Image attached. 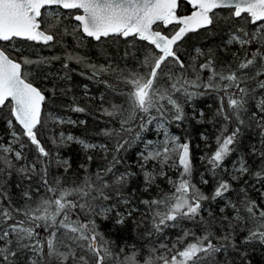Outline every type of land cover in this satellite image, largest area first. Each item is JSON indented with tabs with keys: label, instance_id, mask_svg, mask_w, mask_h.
Masks as SVG:
<instances>
[{
	"label": "snow or ice",
	"instance_id": "obj_1",
	"mask_svg": "<svg viewBox=\"0 0 264 264\" xmlns=\"http://www.w3.org/2000/svg\"><path fill=\"white\" fill-rule=\"evenodd\" d=\"M185 2L193 9L187 15H177L179 0H0V109H9L7 125L11 129V140L7 144L0 143V176H10L15 170L30 180L32 174H37L39 163L41 183L51 194L41 198L35 206L26 203L23 208H18L11 205L7 193L0 189V264H219L216 255L229 246L234 247L235 241L230 228L216 236L209 227L210 221L205 220V202L217 200L225 201L221 212L231 207L237 222H252L245 243H264V208L250 200L243 187L239 206L229 198L234 191L232 182L239 181L249 172L244 157H239L238 163L233 165L229 180H217L211 194H205L192 181L190 143H181L180 138L170 135L166 127L169 112L171 119L182 121L185 119L183 105L195 96L211 92L217 96V115L224 123L216 136L215 151L207 156L209 170L214 175L217 169L227 170L225 161L236 150L242 129L249 126L244 117L253 101L256 111L250 113L249 119L255 121L260 142L264 145V0ZM224 9L229 10L227 17L220 14ZM62 10H68V15ZM69 19L73 21L70 27L64 23ZM222 20L228 25L227 39L222 41L224 50L239 46L232 54L231 62H217L211 49L207 53L201 48L194 49L190 62L178 54L189 33L201 29L211 31ZM234 20L243 23L233 24ZM77 33H80L79 37ZM64 36L73 37L81 46L89 38L103 42L110 37L125 40L131 37L149 45L139 70L127 74L110 64L91 63L71 47L65 48L61 65L63 75L56 73L54 79L71 80V72L75 71L70 69L71 63L84 64L90 69V79L120 72V82L126 88L123 94L127 107L112 104L111 110L103 109L110 117H121L120 131L128 137L117 141L115 153L127 151V147L141 139V133L154 121L158 132L163 134L158 145L146 141L145 151L139 153L145 191L158 178H165L171 189L158 198L141 201L151 216L153 231L148 235H163L166 229L177 228L185 220L196 225L199 234L192 229H182L174 241H154L144 258H140V250L135 245L126 246L131 249L127 253L124 247L114 251L113 242L99 231L97 219L107 220L115 212V223L122 225L138 211L134 207L126 208V213L119 210L118 205H130L123 189L135 173L125 170L117 174L116 165L122 161L115 154L95 172L90 173L86 165H80L85 175L78 184L62 187L60 180L54 184L49 182L47 168L52 161L37 130L44 127L46 120L65 121L44 113L46 102L56 93L55 84L51 89L36 86L29 69L32 65L50 66L52 61L62 57L37 55L33 59L24 55L25 50L18 42L51 47L61 43ZM202 57H206L204 62L198 63ZM205 72L208 73L206 79L203 77ZM100 82L108 84L107 81ZM72 110L85 111L79 106H73ZM199 115L202 118L203 111ZM104 134L110 136L112 130L106 129ZM22 137L35 145L36 162H26ZM202 139L207 140V137ZM57 142L61 145L76 142L85 150L100 148L105 154L108 152L105 145L89 144L72 135L65 136L63 132L53 138V143ZM17 144L19 150L14 146ZM250 151L264 160V151L255 146ZM87 159L91 161L92 157ZM150 162L153 168H149ZM55 163L65 166V171L70 166L67 160L59 158ZM169 170H176L178 175L170 176ZM253 176L257 183L264 180V168L254 172ZM201 183L208 184V180L201 176ZM114 196L116 203H109ZM261 196L264 197V192ZM24 197L31 200L29 192H25ZM207 211L212 217L210 207ZM224 219L228 220L227 217ZM228 223L230 225L231 221Z\"/></svg>",
	"mask_w": 264,
	"mask_h": 264
},
{
	"label": "trees",
	"instance_id": "obj_2",
	"mask_svg": "<svg viewBox=\"0 0 264 264\" xmlns=\"http://www.w3.org/2000/svg\"><path fill=\"white\" fill-rule=\"evenodd\" d=\"M65 15H68V10H62ZM192 11L190 5L181 1L178 13L187 14ZM229 10H220V14L227 17ZM65 24L72 25L73 21L66 20ZM233 24L243 23L239 20L232 21ZM228 25L222 20L211 31L201 29L198 32L189 33L181 45V51L178 53L186 62H190L194 49L201 48L205 53L211 49L217 58V62L232 61V54L239 48L238 45L231 46L227 51L224 50L222 41L227 39L226 32ZM77 37L80 33L76 34ZM25 50L24 55L33 59L37 55L42 57L60 56L62 59L54 60L50 66L32 65L29 69L32 73V81L42 89H51L56 86V93L51 96L46 102L44 113H51L53 116L63 117L76 123H54L51 120H46L44 127H39L37 130L38 138L46 150L50 153L49 159L52 161L47 168V177L50 183H55L56 180L61 181L62 187L72 186L82 181L85 175L84 169L80 165H86L88 171L95 172L96 169L104 167L115 154L121 159V163L116 165L117 174L128 170L135 173L131 177L128 185L123 189V195L130 200V205H118L121 212L126 213V208H137V212H133L132 216L127 218L125 223L118 225L115 223V212L111 213L107 220L97 219V225L102 232L112 243L114 251H119L121 247L125 248V252L131 251L130 245H135L140 250V258L147 257L149 248L154 241L169 242L174 241L177 235L181 234L182 229H192L199 234L200 229L197 228L191 221H183L177 228L166 229L163 235L156 233L149 236L148 233L152 230L151 216L148 213L147 207L141 203L145 199L158 198L163 193L170 192V186L165 178H158L155 184L145 191L143 172L139 166V153L142 151L145 141L148 138H153L156 135L154 131V122L149 125L147 130L141 133V139L135 140L127 151L122 150L120 153H115L117 141L121 137L128 138L127 134L120 131L121 117L119 115L110 117L103 112L104 108L111 110L112 104L124 105L127 107L126 97L124 92L125 86L120 82V72H112L102 74L99 78H89L91 70L84 64L71 63L70 69H75L71 72V80L54 79L56 73L63 75L61 65L63 64V56L65 48L71 47L75 52L88 59L89 62L97 65H111L112 68L127 72L139 70L140 61L143 59L149 45L146 42L134 40L129 37L127 40L119 37H110L103 42H96L92 39H87L83 45L76 44L71 36H64L61 43L51 47H46L40 44L30 42H18ZM255 47V45H253ZM243 56V51L240 52ZM206 57L199 59L198 63H203ZM179 71V69H174ZM81 73H84L83 75ZM208 73L203 74L204 79ZM48 77V79H45ZM100 81H107L112 85L108 87ZM87 86V89H85ZM87 93V94H86ZM46 95L48 93L46 92ZM103 97V100L100 99ZM183 103V101H181ZM73 106H79L85 109L84 112H75ZM185 119L175 121L171 119V113H168V125L173 132L179 135L180 141L189 142L191 149V157L193 164L192 181L205 194L210 195L214 190L217 180H229L233 172V165L238 163L239 157H244L249 168L248 174L244 175L239 181H233V189L229 194V198L240 205V200L243 196L240 189L243 187L247 191L248 198L254 200L261 208H264V197L261 192H264V180L257 183L253 173L264 168V160L259 156L254 155L250 150L255 146L257 149L264 151V145L260 142L259 129L255 126V121L249 119L250 113L256 111L255 102H250L248 105V115L244 118L246 126L242 129L240 142L235 146V151L225 161L226 171L217 169L215 175L209 170L207 165V156L215 151L216 136L219 129L223 125V119L217 115L219 102L215 93H206L204 95L195 96L184 105ZM203 111L204 116L201 118L199 113ZM153 115H157L155 112ZM126 115V113H125ZM10 118L9 109L6 107L0 109V143L7 144L11 140V129L7 125V120ZM43 119V117H42ZM83 121L84 123H81ZM15 124V121H13ZM229 125V131H231ZM112 130V135H105V130ZM16 131L20 129L17 126ZM63 132L65 135H72L80 140H84L89 144L105 145L108 149L107 154L100 148L85 150L82 145L76 142H69L66 145L53 143V138H58ZM119 133V135H118ZM207 137V140L202 139ZM21 143L25 145L23 155L26 157V162H36L38 153L35 145H32L26 138L21 139ZM17 150L20 145H14ZM58 153V156H57ZM91 156L92 160L88 161ZM67 160L69 163L68 170L65 171V166L57 165L56 159ZM204 158V159H202ZM152 163H149V168H153ZM40 164L37 163V174H32V178L26 179L17 174L15 170L10 176H0V189L5 191L9 197L12 206L23 208L25 204L35 206L41 198H47L51 194L48 193L40 179L39 173ZM170 176H177L176 170H169ZM201 176L208 180V184L201 183ZM247 181V184H245ZM157 185L159 187H157ZM39 190V191H38ZM31 194V200H26L24 193ZM111 194V193H110ZM109 203H116L115 196ZM225 201L217 200L211 203L205 202L206 210L203 212L206 221H210V229L216 235H223L226 228H230L233 232L235 246H229L226 250L216 255V260L219 264H264V243L253 241L245 243V237L251 221L237 222L235 211L231 207H224ZM211 209L212 217H209L207 208ZM227 217L228 220L224 218ZM223 221V222H222ZM228 221H231L229 225Z\"/></svg>",
	"mask_w": 264,
	"mask_h": 264
},
{
	"label": "rangeland",
	"instance_id": "obj_3",
	"mask_svg": "<svg viewBox=\"0 0 264 264\" xmlns=\"http://www.w3.org/2000/svg\"><path fill=\"white\" fill-rule=\"evenodd\" d=\"M60 118H62L65 122H67V121H69V119H66V118H63V117H60ZM60 124V123H59ZM155 124H156V122H154V131L156 132V135H155V137H153V138H148L146 141H149V140H151V141H153V143H154V145H158L161 141H162V139H163V134H162V131H159L158 132V130H157V128L155 127ZM166 127H167V130H168V132H169V134L170 135H174V136H178L179 137V135L176 133V132H173L171 129H170V127H169V125L168 124H166ZM65 136H67V135H65ZM145 141V142H146ZM181 142V141H180ZM182 143V142H181ZM142 151H145V143H144V146H143V148H142ZM141 151V152H142Z\"/></svg>",
	"mask_w": 264,
	"mask_h": 264
},
{
	"label": "water",
	"instance_id": "obj_4",
	"mask_svg": "<svg viewBox=\"0 0 264 264\" xmlns=\"http://www.w3.org/2000/svg\"><path fill=\"white\" fill-rule=\"evenodd\" d=\"M181 1H184L185 2V0H179V5H180V3H181ZM179 8V7H178ZM193 10V9H192ZM191 13V12H190ZM190 13H187V14H190ZM187 14H179L178 13V9H177V15H187ZM37 86V85H36Z\"/></svg>",
	"mask_w": 264,
	"mask_h": 264
}]
</instances>
